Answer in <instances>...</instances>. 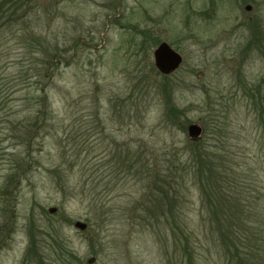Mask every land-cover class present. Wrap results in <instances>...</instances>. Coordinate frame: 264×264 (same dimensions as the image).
Here are the masks:
<instances>
[{
    "label": "rangeland",
    "instance_id": "rangeland-1",
    "mask_svg": "<svg viewBox=\"0 0 264 264\" xmlns=\"http://www.w3.org/2000/svg\"><path fill=\"white\" fill-rule=\"evenodd\" d=\"M15 2L0 27V264H174L140 208L141 162L174 179L188 126L214 145L227 116L232 150L256 151L242 93L264 73V0ZM161 41L183 57L169 74ZM167 190L200 230L193 176Z\"/></svg>",
    "mask_w": 264,
    "mask_h": 264
},
{
    "label": "trees",
    "instance_id": "trees-1",
    "mask_svg": "<svg viewBox=\"0 0 264 264\" xmlns=\"http://www.w3.org/2000/svg\"><path fill=\"white\" fill-rule=\"evenodd\" d=\"M15 3V0H0V27L3 19L16 10ZM242 94L256 130L251 136L254 153L239 155L232 150L238 132L229 128L227 123L231 121H227V116L226 122L219 124V140L214 145L199 137L191 138L190 145H186L191 165L176 160L174 179L161 175L159 165L150 158L141 162L140 173L148 186L140 208L150 214L146 218L151 230L158 234L164 230L163 234L171 238L170 258L174 264H199V258L208 261L212 254L217 256L219 264H264V73L250 87L244 86ZM46 97L40 100L45 103ZM38 118L29 125L32 131ZM215 145L220 146L219 151L211 148ZM189 174L198 184L202 200L204 214L200 230L181 217L179 198L175 195L170 200L166 196L167 189L178 191ZM199 233L206 250L202 256L196 250ZM60 254L63 258L68 255L62 250Z\"/></svg>",
    "mask_w": 264,
    "mask_h": 264
},
{
    "label": "water",
    "instance_id": "water-1",
    "mask_svg": "<svg viewBox=\"0 0 264 264\" xmlns=\"http://www.w3.org/2000/svg\"><path fill=\"white\" fill-rule=\"evenodd\" d=\"M250 6H247L249 9ZM153 58L155 67L163 74H169L174 72L182 63V55L175 50L168 42L161 41L153 50ZM202 133V128L196 123H192L188 126V135L190 138L195 139ZM50 212L54 211V208L49 209ZM74 225L80 229H84L86 224L82 221H76ZM94 261V257L88 259V263Z\"/></svg>",
    "mask_w": 264,
    "mask_h": 264
}]
</instances>
